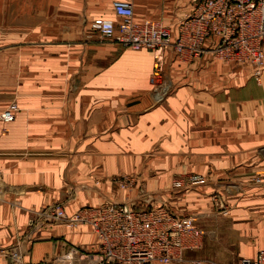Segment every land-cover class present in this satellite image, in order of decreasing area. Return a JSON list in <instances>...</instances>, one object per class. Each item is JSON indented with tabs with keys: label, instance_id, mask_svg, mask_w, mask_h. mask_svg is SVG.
I'll list each match as a JSON object with an SVG mask.
<instances>
[{
	"label": "crops",
	"instance_id": "1",
	"mask_svg": "<svg viewBox=\"0 0 264 264\" xmlns=\"http://www.w3.org/2000/svg\"><path fill=\"white\" fill-rule=\"evenodd\" d=\"M113 1L130 2L135 21L169 27L173 40L192 2L0 0V115L18 106L13 121L0 120V249L17 247L24 264H95L90 226H36L37 215L57 204L67 215L104 203L163 204L203 231L184 264L255 257L264 247V183L251 182L264 178V69L257 82L251 65L215 59L214 39L191 62L168 49L171 90L156 103L151 52L90 27L117 20ZM188 173L207 183L174 189ZM122 175L135 185L116 186Z\"/></svg>",
	"mask_w": 264,
	"mask_h": 264
},
{
	"label": "built area",
	"instance_id": "2",
	"mask_svg": "<svg viewBox=\"0 0 264 264\" xmlns=\"http://www.w3.org/2000/svg\"><path fill=\"white\" fill-rule=\"evenodd\" d=\"M112 6L117 20L95 18L90 27L102 38L123 47L151 52L150 84L156 103H161L171 90L164 66L165 51L172 49L179 60L191 62L204 52L203 45L210 39H214L209 50L212 57L228 64H249L253 77L260 81L264 69V0H192L190 12L177 27L175 40L169 27L158 21H135L130 2L113 1ZM17 110L15 102L9 103L0 120L13 121ZM113 181L123 190L135 185L134 178L128 175ZM206 182L203 175L189 173L174 180L172 187L189 189ZM218 209L226 213L223 206ZM41 219L90 226L98 241L95 264H184V251L199 248L203 237L192 216L176 215L165 206L146 209L126 203H104L67 215L63 206L57 204L41 211L33 223L37 226ZM2 255L12 264H24L17 247L0 249ZM192 263L220 264L211 260ZM233 264H264V247L255 257L241 258Z\"/></svg>",
	"mask_w": 264,
	"mask_h": 264
},
{
	"label": "rangeland",
	"instance_id": "3",
	"mask_svg": "<svg viewBox=\"0 0 264 264\" xmlns=\"http://www.w3.org/2000/svg\"><path fill=\"white\" fill-rule=\"evenodd\" d=\"M264 65V64H263ZM255 79V78H254ZM189 174V173H188ZM197 174V173H196ZM200 175V174H199ZM129 176V175H128ZM117 177H119V176H117ZM205 177V176H204ZM114 178H116V177H114ZM113 178V179H114ZM181 178V177H180ZM113 179H112V181H113ZM179 179V178H178ZM206 179H207V177H206ZM177 180V179H176ZM114 182V181H113ZM252 183H253V185H259V184H263L264 183V178L262 177V176H255V177H253L252 178V181H251ZM173 183V182H172ZM207 183V182H206ZM205 183V184H206ZM115 184V183H114ZM116 185V184H115ZM117 186V185H116ZM261 186H263V185H261ZM174 188V187H173ZM174 189H176V188H174ZM191 188H189V189H178V190H184V191H188V190H190ZM212 202H214V205L218 208V207H220V205L221 206H223V209L222 210H226L225 209V206H224V204H221V202H220V200H218V198H214V201H212ZM216 203H218V205L216 204ZM220 203V204H219ZM150 205V204H149ZM159 206H165V205H159ZM159 206H148V207H146V209H150V208H156V207H159ZM223 213V212H222ZM225 214V213H224ZM195 219V218H194ZM195 225H196V223H195ZM197 226V225H196ZM198 227V226H197ZM200 228V227H199ZM201 229V228H200ZM202 230V229H201ZM189 250H191V249H189ZM195 260H202V261H207V260H203V259H194V260H192V261H195ZM192 261H191V263H192ZM213 261H215V260H213ZM215 262H217V263H220V264H224V263H221V262H218V261H215ZM193 264V263H192Z\"/></svg>",
	"mask_w": 264,
	"mask_h": 264
},
{
	"label": "bare ground",
	"instance_id": "4",
	"mask_svg": "<svg viewBox=\"0 0 264 264\" xmlns=\"http://www.w3.org/2000/svg\"><path fill=\"white\" fill-rule=\"evenodd\" d=\"M140 49H144V48H140ZM147 50V49H146ZM4 255V254H3ZM3 255H2V257H3Z\"/></svg>",
	"mask_w": 264,
	"mask_h": 264
}]
</instances>
